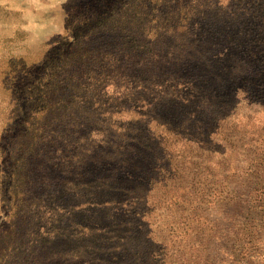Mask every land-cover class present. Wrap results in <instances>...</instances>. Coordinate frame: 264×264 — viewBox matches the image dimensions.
Instances as JSON below:
<instances>
[{
    "label": "trees",
    "instance_id": "obj_1",
    "mask_svg": "<svg viewBox=\"0 0 264 264\" xmlns=\"http://www.w3.org/2000/svg\"><path fill=\"white\" fill-rule=\"evenodd\" d=\"M201 14L217 43L191 42L197 30L185 19L184 0L87 3L69 13L46 59L20 65L13 107L0 122V264H108L110 256L117 258L109 249L124 231H115L120 226L109 217L121 210L123 196L115 190L121 185L128 202L148 204L162 182L156 175L164 129L177 135V122L190 126L203 144L205 134L196 128L205 125L209 110H218L208 99L213 83L207 79L225 87L240 71L224 61L222 42H264V0H209ZM42 68L50 71L44 77ZM262 88L248 91L256 102L264 103ZM194 106L196 113L189 111ZM211 166L182 194L191 208L179 210L189 220L201 217V203L215 204L222 195L201 196L214 186L215 180H201L210 178ZM127 175L136 176L132 186L120 179Z\"/></svg>",
    "mask_w": 264,
    "mask_h": 264
},
{
    "label": "rangeland",
    "instance_id": "obj_2",
    "mask_svg": "<svg viewBox=\"0 0 264 264\" xmlns=\"http://www.w3.org/2000/svg\"><path fill=\"white\" fill-rule=\"evenodd\" d=\"M101 1L0 0V122L7 119L13 107V87H19L23 75L20 65L33 63L40 56L46 59V51L53 49L65 33L69 13L87 3ZM173 1L177 4L178 0ZM184 3L189 11L185 19L188 25L193 22L197 30L192 31V35L197 34L191 42L217 43L215 30L203 21L201 14L209 0ZM162 18L163 15L161 23L165 21ZM151 29L154 28L148 27L147 31ZM166 29L161 28V34ZM222 44L228 53L224 61L236 64L240 71L233 74L235 80L224 84L225 87L214 77L207 79L213 83L206 90L208 99L218 110H209L205 125L196 128L205 134L203 144L194 140L195 128L177 122L173 126L177 135L164 129L161 136L163 149L158 170L162 177L157 171L156 178L162 182L152 189L149 203L136 206L127 201V194H121V185L115 190L113 195L123 196L122 205L118 203L122 211L115 210L109 218L120 226L115 231L122 230L124 235L109 249L117 258L108 256V264H264V103L256 102L248 92L258 85L264 89V42ZM49 72L42 68L40 76ZM224 72L221 69L218 76ZM189 111L196 113L197 109L194 106ZM214 163L220 166L210 165ZM210 166L211 172L207 174L212 177L203 179V175L201 180L215 183L201 196L210 198L220 192L222 195L215 204L201 203V217L189 220L179 210L182 206L191 208L185 206L182 194H189L200 178L198 172ZM108 168H113V164L108 163ZM135 178L120 177L124 186H132ZM200 185L203 189L207 184ZM135 190L142 192L141 188ZM133 207L139 212L133 213ZM148 208L153 210L148 212Z\"/></svg>",
    "mask_w": 264,
    "mask_h": 264
}]
</instances>
